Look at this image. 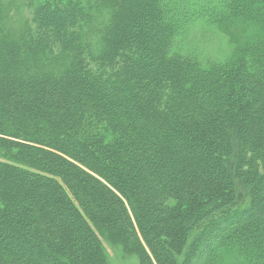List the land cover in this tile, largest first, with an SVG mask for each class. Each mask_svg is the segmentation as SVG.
I'll return each instance as SVG.
<instances>
[{
  "label": "trees",
  "instance_id": "1",
  "mask_svg": "<svg viewBox=\"0 0 264 264\" xmlns=\"http://www.w3.org/2000/svg\"><path fill=\"white\" fill-rule=\"evenodd\" d=\"M22 1L0 0V264H264V0Z\"/></svg>",
  "mask_w": 264,
  "mask_h": 264
},
{
  "label": "rangeland",
  "instance_id": "2",
  "mask_svg": "<svg viewBox=\"0 0 264 264\" xmlns=\"http://www.w3.org/2000/svg\"><path fill=\"white\" fill-rule=\"evenodd\" d=\"M5 3L11 2L12 4L19 5L22 0H2ZM169 3V6L178 12H190L192 9L198 8L205 0H165ZM176 11V12H177ZM177 12V13H178ZM17 21L21 23L22 19L29 17V12L22 9L20 12L11 14ZM14 25L13 28H15ZM189 42H194V49L201 54L203 57H212L215 59H221L226 55V51L229 48L227 45L226 38L218 33L210 30L205 34L201 35L200 31L195 30L194 27L189 28L187 33ZM106 253L108 254L110 264H137L135 259L127 258L118 249L108 248L105 246Z\"/></svg>",
  "mask_w": 264,
  "mask_h": 264
}]
</instances>
